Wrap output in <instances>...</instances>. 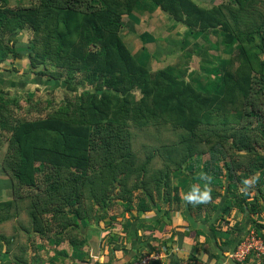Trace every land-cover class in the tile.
I'll list each match as a JSON object with an SVG mask.
<instances>
[{"label": "trees", "instance_id": "1", "mask_svg": "<svg viewBox=\"0 0 264 264\" xmlns=\"http://www.w3.org/2000/svg\"><path fill=\"white\" fill-rule=\"evenodd\" d=\"M140 5L150 11L158 8L179 21L187 28L186 35L202 34L212 48H216V44L211 41L210 34L219 36L227 58L224 62H214L220 58L217 54L213 55V60L201 59L202 68L207 69L202 82L185 80L180 76L183 70L172 65L151 71L145 64V57L140 59L139 55H134L119 33L122 15H131ZM20 32L30 33V38H19ZM23 57L32 69L52 66L54 70H48L46 79L58 80L64 83L66 90L75 93V107L71 108L72 104L66 102L45 117H14L8 107L13 104L18 109L19 105L14 97L11 103L6 102V94L3 95L6 91L0 87V144L6 141L2 169L10 179L12 195L10 199H0V227L23 213L29 220L30 230L40 238L51 236L56 240L60 237L74 245H82L84 236L79 238L80 231L91 225L98 226L106 217V213L98 217L101 214L96 205L98 197L104 194H97L94 199L89 193L76 195L75 187L83 179H96L94 172L83 167L89 159L86 146L96 132L103 126L110 129L117 123L126 129V122L111 119L106 109H98L99 117L96 114L88 117L82 112L88 104L87 111L96 108L97 113V103H102L97 93L85 90L88 84L102 89L103 98L108 101L114 94L120 97L134 89L137 83L144 91L149 81L155 85L161 83L163 90L169 93L161 104L156 103L157 93L141 95V100L151 102L145 105L149 114L161 116L164 123L169 122L185 132L184 159L175 165L180 171L186 168V172H192L187 166L191 165L194 154L201 153L193 143H205L209 150L214 146L220 148L216 161L226 177L228 190L233 177L238 183L253 181L251 186L245 184L251 190L256 186L257 174L264 175V0H229V3L208 7L194 0H34L29 5L20 1L10 5L9 0H0V63L7 58L13 62ZM44 69L32 71L42 77L46 75ZM79 74L86 86L73 83ZM219 77V83L212 82ZM3 80L5 78L0 75V83ZM138 104L144 106L141 102ZM227 114L234 117V123L227 119ZM218 115L223 118L216 128H210L207 124L211 125ZM169 151L165 149L164 153L170 156ZM37 158L53 164L54 161L67 163L58 174H50L52 183L45 191L35 190L37 183L32 162ZM205 170L203 166L200 171ZM184 174L188 176L186 184L190 176H195ZM169 183L163 180L162 186L168 187ZM58 186L67 188L69 195L59 192ZM82 196L90 202L87 208H81ZM233 196L234 207L252 210L242 195L235 192ZM158 199L161 205L169 201L161 193ZM179 199L173 202L179 203ZM150 207L151 204L140 200L134 208L129 206L136 210V214H130L138 216ZM156 217L159 222V214ZM113 226L100 230L111 233L109 237L113 238ZM256 231L264 239V234ZM14 234L8 237L0 228V253L4 242L6 252L16 247L14 238L18 235ZM108 246L109 258L99 264H112L118 259L112 254L119 247L118 240H109ZM154 251L151 245L140 247L131 260L119 264H129L144 253ZM17 256L14 252L13 257L17 259ZM169 262L198 264L194 256ZM150 264L159 263L152 260Z\"/></svg>", "mask_w": 264, "mask_h": 264}, {"label": "rangeland", "instance_id": "2", "mask_svg": "<svg viewBox=\"0 0 264 264\" xmlns=\"http://www.w3.org/2000/svg\"><path fill=\"white\" fill-rule=\"evenodd\" d=\"M17 1L24 5L34 2V0H9V4L14 5ZM194 1L207 7L219 3H229V0ZM121 21L123 25L119 33L124 42L134 55H139L140 59L145 57L143 58L145 64L151 71L172 65L183 70V74L180 76L185 80L202 82L207 76V69L202 68L201 59L213 60V55L217 56V54L220 58L219 60L214 59V62H224L227 58L228 53L221 44L219 36L210 34L211 41L216 44V48H212L202 34L186 35L187 28L182 23L170 18L158 8L150 11L146 6L140 5L139 9H134L131 15H122ZM21 34L19 33V37ZM149 34L150 36H148ZM28 38H30V33L22 37L23 40ZM10 61L7 58L0 63V75L5 78L1 81L0 87L6 91L3 94H6L4 97L6 102L11 103L10 99L14 97L19 105L18 109H15L13 104L8 107L14 117L18 116L24 119L45 117L66 102L72 104L71 108L75 107V93L66 90L63 86L64 83L62 84L58 80L46 79L48 70H54L52 66L41 65L37 69L33 68L35 70L45 68L46 75L40 77L33 73L27 58ZM81 76L80 74L76 75L73 83L80 84L78 86H86L87 83L82 81ZM220 81V77L212 80L213 83ZM160 89L161 92H159ZM85 90L97 93L102 101L100 104L97 103V113L96 108L87 111L88 104L85 105L82 112H86L88 117L95 114L99 117L100 110L98 109H106L111 119L118 118L126 122V129L117 125L118 123L112 124L110 129L101 127L85 149L89 159L83 167L87 171L94 172L96 179L93 181L89 178L83 179L81 184L75 187V194L89 193L93 199L97 194H104V197L100 199L98 197L96 205L100 210L97 213L101 214L98 217L101 218L106 213V217L102 222L100 221L98 226L92 225V233L100 237V228L107 229L112 224L119 227V225L127 223L131 217L130 212H136L135 209H129V206L134 208L140 200L144 201L146 205L151 204L150 209L153 212L159 211L161 208V201L158 199L160 193L169 198V201L165 204L162 202V205L166 207L167 204L170 211L174 207L173 200L181 198V194L188 193L190 188L186 186L188 176L184 174L187 169L184 168L180 171L175 167L184 159L183 148L186 144L183 135L185 132L169 122L164 123L161 116L149 114L145 105H150L151 102L141 100V95L150 94L153 96L154 93H157L156 103L161 104L169 93L163 90L161 83L155 85L151 81L145 87V91L137 83L134 89L120 94V97L114 94L108 101L104 100L103 90L97 86L88 84ZM84 99L87 102V99ZM138 102L143 103L144 106H140ZM229 115L227 114V119L234 123V117ZM222 118V115L215 116L211 125H207L210 128H216ZM201 127L203 126H197L199 129ZM218 127L222 126L218 125ZM193 144L197 145V149L201 153L192 156L191 167L187 166V168H192L193 171L200 168L199 164L202 163L206 168L202 174H207L212 178L219 177L222 172L216 166L219 162L216 160H218L220 148L214 146L209 150L205 143ZM165 149L170 150V156L164 153ZM5 155L6 141L4 140L0 144V194H7L5 197H8L10 193L8 194L7 187L10 184V179L2 169ZM33 160V177L37 183L35 190L40 191H45L47 186L51 185L50 177L52 176L50 174H58L59 169L65 168L67 164L55 161L53 164L38 158ZM72 169L77 171L75 167ZM64 175L62 173V176ZM163 180L170 182V185L162 186ZM233 180H236L235 177ZM241 187L245 190L243 186ZM57 189L59 192L69 195L67 188L61 189L58 186ZM115 195L116 197L113 198ZM106 198L109 199L106 200ZM82 204L81 208H87L90 202L84 197ZM104 231L102 237L106 238L107 234L105 235ZM107 239H109L108 236Z\"/></svg>", "mask_w": 264, "mask_h": 264}, {"label": "crops", "instance_id": "3", "mask_svg": "<svg viewBox=\"0 0 264 264\" xmlns=\"http://www.w3.org/2000/svg\"><path fill=\"white\" fill-rule=\"evenodd\" d=\"M17 36L19 37V34ZM23 36L22 33L19 38ZM199 165L200 168L193 170V173L186 172L195 175L190 176L187 182L186 186L191 184L188 186L189 192L193 185L203 189L206 183L201 179L203 172L200 170L203 165L202 163ZM216 166L220 168V165ZM220 172L222 173L219 177H211L210 202L189 203L183 198L186 193L181 194L179 203H174L170 211L166 204V207L161 205L160 210L156 212L149 209L138 216L130 214L131 217L127 223L112 227L113 238L109 237L111 233L108 234L104 230L107 235L103 238V231L100 230L97 256H91L89 239L93 234L92 225L80 231L79 238L84 236L83 244L74 245L60 237L56 240L51 236L48 239L40 238L32 229L30 230L27 216L21 213L0 227L2 233L8 237L12 236L13 232L14 236L16 233L18 235L14 238L16 247L11 251H5L6 243L4 242L0 253V264H99L109 258L106 251L109 249V240H118L119 243L118 249L112 253L118 259L113 260L112 264L127 261L140 247L149 245L154 246V252L159 255L156 261L160 264H169L170 260L186 259L189 256H194L198 264H236L237 262L228 259L225 255L227 251L232 250L235 242H238L251 228H256L264 234V175L257 174L256 186L251 190H249L250 187L245 186L246 181L238 183L231 178L228 190L226 177L221 168ZM247 184L251 186L253 181L247 180ZM7 192L10 196L5 197L7 194H0L1 200L12 197L10 184ZM235 192L245 198L247 206H251L252 210L246 208L240 210L233 206ZM157 214L161 219L159 222L155 220ZM21 245L24 246L22 248L24 251L19 248ZM14 252L18 255L17 259L13 257ZM238 264L257 263L247 260ZM259 264H264V260Z\"/></svg>", "mask_w": 264, "mask_h": 264}, {"label": "built area", "instance_id": "4", "mask_svg": "<svg viewBox=\"0 0 264 264\" xmlns=\"http://www.w3.org/2000/svg\"><path fill=\"white\" fill-rule=\"evenodd\" d=\"M225 255L228 259L237 263H244L250 257L252 261L259 264L264 258V239L254 228H251L241 237L236 247L227 251ZM158 258L157 252L144 253L140 258L132 260L129 264H150L152 260Z\"/></svg>", "mask_w": 264, "mask_h": 264}, {"label": "clouds", "instance_id": "5", "mask_svg": "<svg viewBox=\"0 0 264 264\" xmlns=\"http://www.w3.org/2000/svg\"><path fill=\"white\" fill-rule=\"evenodd\" d=\"M201 179L206 181V183H204L203 185V189H201L196 185H193L191 187L190 192L184 195L183 198L185 201L194 204V203L207 202L210 199L211 188L209 186V183L212 178L207 174H201Z\"/></svg>", "mask_w": 264, "mask_h": 264}, {"label": "water", "instance_id": "6", "mask_svg": "<svg viewBox=\"0 0 264 264\" xmlns=\"http://www.w3.org/2000/svg\"><path fill=\"white\" fill-rule=\"evenodd\" d=\"M99 235L91 234L89 243L91 246V256H97L99 249H98V243H99Z\"/></svg>", "mask_w": 264, "mask_h": 264}]
</instances>
